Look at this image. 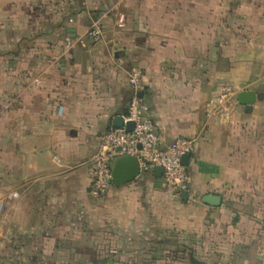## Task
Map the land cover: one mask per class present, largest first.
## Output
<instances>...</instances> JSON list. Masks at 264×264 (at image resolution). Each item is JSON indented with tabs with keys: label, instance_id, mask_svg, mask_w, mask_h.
<instances>
[{
	"label": "crops",
	"instance_id": "obj_1",
	"mask_svg": "<svg viewBox=\"0 0 264 264\" xmlns=\"http://www.w3.org/2000/svg\"><path fill=\"white\" fill-rule=\"evenodd\" d=\"M133 69L162 145L194 139L188 198L91 193ZM225 85L255 103L216 113ZM0 264H264V0H0Z\"/></svg>",
	"mask_w": 264,
	"mask_h": 264
},
{
	"label": "built area",
	"instance_id": "obj_2",
	"mask_svg": "<svg viewBox=\"0 0 264 264\" xmlns=\"http://www.w3.org/2000/svg\"><path fill=\"white\" fill-rule=\"evenodd\" d=\"M124 22L125 17L121 15L120 26H123ZM102 31L100 21L95 20L90 25L88 34L94 39H99ZM81 41L80 39L71 41L68 47ZM128 82L134 90V96L125 120L134 121L135 127L131 131L125 127L113 128L99 135L98 147L88 161L91 193L95 197H102L109 191L113 184V162L121 155L135 156L139 161L141 172L162 167L166 185L179 195L183 192L189 193L192 179L183 163V157L194 150V139L180 138L163 146L156 124L142 112L144 105L139 93L144 90L145 85L141 71L133 69L128 76ZM237 92L236 86L225 85L219 96V104L216 105V113L231 115L234 112L233 105L238 103Z\"/></svg>",
	"mask_w": 264,
	"mask_h": 264
},
{
	"label": "water",
	"instance_id": "obj_3",
	"mask_svg": "<svg viewBox=\"0 0 264 264\" xmlns=\"http://www.w3.org/2000/svg\"><path fill=\"white\" fill-rule=\"evenodd\" d=\"M142 93H140L141 95ZM238 99L242 104H248L250 107L255 103L257 99V93L253 90H245L238 94ZM126 128L131 131L135 127L134 121H126L124 115H118L114 118V129ZM190 155L187 154L183 157V163L186 165ZM162 167H156L155 172L157 175L163 174ZM141 173L139 161L135 156L132 155H121L116 157L113 162L112 170V183L116 186L124 185L128 182L133 181ZM187 192L182 193L183 198H188ZM220 195H207L205 201L210 204H218L220 201Z\"/></svg>",
	"mask_w": 264,
	"mask_h": 264
}]
</instances>
